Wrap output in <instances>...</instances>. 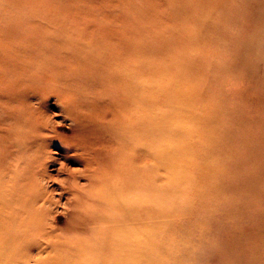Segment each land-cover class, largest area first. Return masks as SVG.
<instances>
[{"label":"rangeland","instance_id":"374dc122","mask_svg":"<svg viewBox=\"0 0 264 264\" xmlns=\"http://www.w3.org/2000/svg\"><path fill=\"white\" fill-rule=\"evenodd\" d=\"M136 101L156 105L172 146L138 264H264V0H0V181L39 176L48 208L42 245L14 254L125 264L76 246L114 235L121 200L98 188L123 194L151 168L125 145L121 105Z\"/></svg>","mask_w":264,"mask_h":264},{"label":"bare ground","instance_id":"6f19581e","mask_svg":"<svg viewBox=\"0 0 264 264\" xmlns=\"http://www.w3.org/2000/svg\"><path fill=\"white\" fill-rule=\"evenodd\" d=\"M41 52L45 53L44 49H41ZM122 86L128 92V97L132 99V95L135 94L134 91L138 87V82L133 84L127 80L123 82ZM23 89L28 91L32 90V87L26 86L23 87ZM2 105L7 104L3 102ZM121 106V113H124L126 118L132 121L129 131L127 126L130 125H128V122L123 123L125 130L127 128V131L129 132V137L126 138L127 141H125V145L130 147L131 151L135 155L138 154L140 156L149 157L151 168H139L140 173L136 182H130L127 186L121 188L122 190L124 189L123 194L120 190L119 195H117L116 188L109 186V188H106L105 193L101 196L100 193L102 189H100L101 187L98 188L95 195L99 201L110 202L113 198L121 200L120 206H117V212L119 215L117 216V219L113 218L112 221L109 222L108 226L114 235L111 237L109 236L97 245H91V247H89V244L84 245V243L78 241L76 247L84 248L86 246L87 249H92L91 252L100 254L110 253L113 251L118 255H123V259L121 257L120 263L123 262L125 264H132L134 262L138 264L140 260L139 253L143 246L141 236L153 231L154 228H156L155 218L158 216V188L156 187V181L160 161L159 155L160 152H171L172 146H160L159 135L163 133V129L166 127V121L160 117V111L156 105H141L139 101H136L135 104ZM52 127L54 129L58 128L57 125ZM6 132L7 131H3V133ZM171 132L172 129H170L169 133ZM39 154V150H37L34 157H26L24 164L30 166L40 156ZM86 165L88 166L89 164L86 162ZM39 168H42V166L39 165ZM40 170L39 175L43 178L44 169ZM95 177L98 176L94 174L92 182H95ZM13 178L14 177L11 176V178L7 181V184H5L4 181H0V220H7L4 224L0 222V264H28V258L23 259V257H20L21 255L17 256L14 254V251L18 248L28 249L31 246L38 247L42 245V236L47 234L44 226V216L46 215L48 208L44 205V192H41L43 185L39 176L31 186H29L31 183L30 181H19V184L16 185ZM24 179L25 177L23 180ZM139 180L147 181V183H138ZM98 214L97 219L100 223L104 222V220L109 216V214L105 211L100 213V210L98 211ZM34 230H36L35 232H37L40 236V238L36 241L34 239ZM7 231H11L12 234L9 235ZM116 234H120L121 236L123 235V239L116 242ZM113 236L114 238H112ZM114 248H116L118 252H116ZM95 260L94 258H80L78 261L73 260L72 263L96 264ZM117 263L119 264V262ZM101 264L108 263L101 262Z\"/></svg>","mask_w":264,"mask_h":264}]
</instances>
